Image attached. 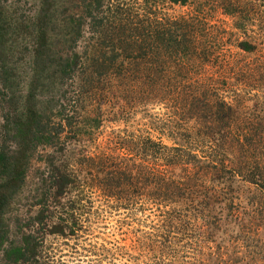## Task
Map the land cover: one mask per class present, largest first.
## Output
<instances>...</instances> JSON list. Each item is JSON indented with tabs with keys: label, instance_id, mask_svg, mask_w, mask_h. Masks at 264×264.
<instances>
[{
	"label": "trees",
	"instance_id": "trees-1",
	"mask_svg": "<svg viewBox=\"0 0 264 264\" xmlns=\"http://www.w3.org/2000/svg\"><path fill=\"white\" fill-rule=\"evenodd\" d=\"M168 1L180 5L188 2ZM69 2L79 13L58 12L57 0L39 1L29 26L33 40L28 106L18 110L17 115L8 112L2 118L0 254L6 264L29 263L46 234L62 235L66 228L75 231L64 221L50 227V218L57 210V202L80 183L68 163L73 151L69 144H79L84 134L90 138L100 124L98 117L91 120L88 113L78 110L83 103L93 100V90L106 94L104 89L108 85L121 90L124 96L129 94L130 104L171 105L173 111L153 116L151 124L161 135L173 141L176 137L183 144L174 142L175 146L167 147L160 138L158 142L146 138L143 150L145 156H163L161 166H179L184 176L158 177L152 174L157 165L154 162L153 167L143 165L135 172L99 165L100 188L105 196H115L117 201L126 197L127 203L130 198L143 196L159 201L178 197L194 203V211L206 207L207 216L218 220L217 215L224 213V209L235 216L236 205L230 200L235 184L253 185L264 195V165L260 157L264 152L260 143L264 140V124L238 122L242 109L237 102L239 92L230 81L236 74L234 69L242 75L246 70L254 75L258 68L248 64L237 66L222 58L225 52L220 42L211 41L214 38L207 31L203 9L176 17L155 10L154 0H144L143 4L131 0ZM231 7L230 13L237 14L238 5ZM3 13L0 7V39L19 26L14 17L5 18ZM236 47L244 53L255 48L247 41H239ZM210 62L217 64V77L206 75ZM63 85L74 88L76 97L69 102L80 107L66 109L65 105H69L63 103ZM85 125L92 129L82 131ZM193 143L198 148L191 147ZM197 149L204 156L195 153ZM84 158L92 160L90 156ZM37 162L46 167L39 178L40 187L34 192V204L39 209L28 217L27 225H22L27 232L22 233L20 242L7 247L10 227L4 219L5 210L20 192L31 164ZM207 179L224 185L218 190L207 188ZM113 184L120 188V194L113 193ZM196 196L205 200L204 207ZM214 199L230 201L218 208ZM35 226L40 227L33 230Z\"/></svg>",
	"mask_w": 264,
	"mask_h": 264
},
{
	"label": "rangeland",
	"instance_id": "rangeland-1",
	"mask_svg": "<svg viewBox=\"0 0 264 264\" xmlns=\"http://www.w3.org/2000/svg\"><path fill=\"white\" fill-rule=\"evenodd\" d=\"M39 1L0 0V7L5 12L2 15L14 17L19 24L18 28L0 39V138L3 115L8 112L9 115H17L18 110L28 106L33 40L29 26ZM69 1L57 0V11L79 13V9ZM131 1L143 4L144 0ZM232 5H238L237 14L230 13ZM153 7L161 14L176 17L203 9L207 31L214 38L211 41L220 42L225 52L222 58L232 60L237 66L248 64L258 68L254 75L247 70L242 75L234 69L236 74L230 81L239 92L237 102L239 104L240 101L238 106L242 108L238 122L264 124V0H188L186 5L154 0ZM239 41H247L255 48L244 53L236 47ZM216 65L210 62L207 76H218ZM244 85H248L247 88ZM63 87V103L69 105H65L66 109L72 110L76 105L80 107L78 103L69 102L76 97L72 92L74 88ZM104 90L106 94L93 90V100L83 103L82 109L78 110L88 113L91 120L98 117L100 124L93 129L94 135L90 138L84 134L79 144H69L73 151L69 154L68 163L80 183L73 185L57 202V210L50 218V227L64 221L75 231L70 232L66 228L62 235L46 234L43 244L27 264H264V195L253 185L235 184V193L229 196L236 205L235 216L224 209V213L229 215L221 213L217 215L218 220L207 216L203 206L205 200L199 196L196 200L205 210L194 211V203L191 205L178 197L159 201L143 196L130 198L131 202L127 203L123 196L119 200L121 202L115 200V196H105L100 188L102 175L97 172L99 165L135 172L143 165L153 167L154 162L157 165L152 174L158 177L171 179L174 175H184L179 166H161L163 156H145L143 150L146 138L156 142L160 138L167 147L181 142L176 137L173 141L161 135L151 124L153 116H164L163 113L173 111L171 105L166 102L164 106L161 102L134 105L128 103L129 94L124 96L121 90L111 88V85ZM61 93L62 90L57 94ZM176 112L179 113L178 110ZM88 126H83L82 131L92 129ZM260 143L264 147V140ZM191 147L198 148L196 143ZM46 151L50 150L47 148ZM194 152L204 156L200 149ZM261 154L264 165V152ZM88 156L91 161L84 158ZM44 166L41 162L31 164L20 192L5 210L4 219L10 227L7 247L20 242L22 233L27 232L22 225H27L28 217L34 216L39 209L34 204V192L40 187L39 178L46 170ZM114 185L110 186L113 193L118 191L120 194V188ZM123 185L126 190L125 181ZM206 185L218 190L224 184L207 179ZM230 200L215 202L219 208L221 203ZM72 201L74 204L70 205ZM41 232L42 229L38 235ZM0 264H6L1 254Z\"/></svg>",
	"mask_w": 264,
	"mask_h": 264
}]
</instances>
